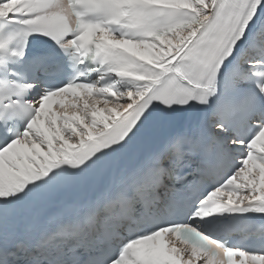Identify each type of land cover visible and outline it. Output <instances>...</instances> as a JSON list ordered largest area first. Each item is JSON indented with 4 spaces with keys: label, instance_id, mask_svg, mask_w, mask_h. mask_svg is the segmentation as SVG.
Segmentation results:
<instances>
[{
    "label": "snow or ice",
    "instance_id": "6c2138e0",
    "mask_svg": "<svg viewBox=\"0 0 264 264\" xmlns=\"http://www.w3.org/2000/svg\"><path fill=\"white\" fill-rule=\"evenodd\" d=\"M0 264H264V0H0Z\"/></svg>",
    "mask_w": 264,
    "mask_h": 264
}]
</instances>
